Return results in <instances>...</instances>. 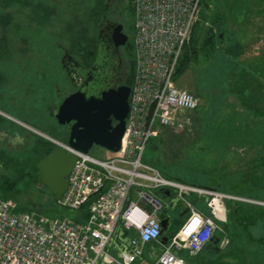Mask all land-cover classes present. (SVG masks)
<instances>
[{
  "label": "built area",
  "instance_id": "built-area-1",
  "mask_svg": "<svg viewBox=\"0 0 264 264\" xmlns=\"http://www.w3.org/2000/svg\"><path fill=\"white\" fill-rule=\"evenodd\" d=\"M201 3L133 1L135 77L120 150L98 158L66 145L77 158L57 203L78 220L19 212L14 200L0 198V264H189L179 252L200 253L227 219L226 200H244L170 178L144 161L162 127L182 130L199 106V98L174 77ZM188 193L206 196L209 214L196 210ZM167 199L186 204L190 215L154 256L146 249L161 238ZM227 243L223 238L222 246Z\"/></svg>",
  "mask_w": 264,
  "mask_h": 264
},
{
  "label": "rangeland",
  "instance_id": "rangeland-1",
  "mask_svg": "<svg viewBox=\"0 0 264 264\" xmlns=\"http://www.w3.org/2000/svg\"><path fill=\"white\" fill-rule=\"evenodd\" d=\"M2 1L0 44L13 46L26 40L32 41L34 46L54 43L53 47H49L50 73L54 67L51 58L57 52L55 43L59 40L68 41L71 37L74 43L70 42L78 53L90 47L86 38L92 42L94 40V44L97 41L101 24L95 17L103 19L93 14L97 0ZM205 5L201 6L197 24L203 31L213 27L216 33L220 32L223 41L215 40L216 49L213 53L199 46L198 60L193 61L178 76L177 86L194 93L199 98V106L187 114L188 123L182 130L162 127L158 137L150 141L156 147L154 149L151 145L149 159L157 160L160 171L170 178L202 181L211 187L218 184L222 189L238 191L247 197L257 196L258 200L264 201V103L260 104V112H257L244 99L249 91L247 86L258 88L260 85L254 83L253 78L261 75L260 67L264 66V0H206ZM122 21L130 40H133L134 15L127 8L123 10ZM236 44L241 45V51ZM3 57L11 58V55ZM126 58L129 66H132L128 48ZM244 86L246 89H241ZM51 90L55 93L54 88ZM256 113L263 114V117H257ZM0 117V131L20 132L15 129L19 127L31 135L25 141L26 150L19 147L18 151H13L6 144V139L0 140V195L27 207L31 213L40 211L44 213L41 215L49 217L77 216L65 208L59 209L61 214L55 213L51 190L42 185L39 178L33 177L30 169L14 165L15 161H25V157L23 159L21 156L39 145L40 141L36 137L45 138L41 132L66 144L51 114L49 126L20 122L25 126L22 127L14 122L9 124L8 120ZM45 140L55 145L51 140ZM48 150L49 147H46L41 153ZM89 154L98 158L113 155L99 145H95ZM239 197L244 199L240 201L251 202L247 197ZM253 231L257 235L261 234L259 228ZM220 235L228 239V243L223 246L227 247L228 234L222 229Z\"/></svg>",
  "mask_w": 264,
  "mask_h": 264
},
{
  "label": "flooded vegetation",
  "instance_id": "flooded-vegetation-1",
  "mask_svg": "<svg viewBox=\"0 0 264 264\" xmlns=\"http://www.w3.org/2000/svg\"><path fill=\"white\" fill-rule=\"evenodd\" d=\"M110 9L109 16L100 21L101 27L95 44L94 40L92 42L86 38L89 48H84L78 53L74 50L71 37L68 41L61 39L62 41L55 43L57 52L53 53L51 58L54 62L51 73L49 47H53L54 43H41L39 46H34L33 42L28 40L14 43L13 46L1 43L0 112H11L23 123L37 126L40 123L49 126L50 113L60 135L67 143L74 120L60 123L55 116V112L60 110L66 98L81 86L86 100L102 99L104 92L128 85V80L133 74V67L129 66L126 58L130 38L124 46L116 45L113 38V33L120 24L123 25V32L127 34L122 21L123 5L113 0ZM6 54H10L11 58L3 57ZM51 88L55 89V93ZM15 129L20 132L0 131V140L6 139V144L11 146L13 151H18L19 147L26 150L25 141L30 138V133L22 131L19 127ZM50 151L51 149L44 157ZM175 213L174 222L177 223L185 216L186 210L179 206Z\"/></svg>",
  "mask_w": 264,
  "mask_h": 264
},
{
  "label": "trees",
  "instance_id": "trees-1",
  "mask_svg": "<svg viewBox=\"0 0 264 264\" xmlns=\"http://www.w3.org/2000/svg\"><path fill=\"white\" fill-rule=\"evenodd\" d=\"M7 2L9 0H6ZM98 2H95V8L93 9V14L95 16H101L103 19H99L95 17L99 21H103L104 18L109 16L110 14V5L113 0H97ZM123 5V10L128 9L132 15H134V5L133 2L128 0H116ZM2 2H5L4 0ZM206 0H202L201 6H206ZM126 7V8H125ZM208 7V5H207ZM201 12V11H200ZM98 22V21H96ZM202 27H199V25L196 23L193 27L192 35L190 38V42L184 47V51L179 59V63L177 66V70L175 73V81L177 80L178 76H180L182 73L186 71L187 68H189L190 64L193 61H197L200 57V47L202 46V50L206 49L209 53H213L216 49V45L214 44L215 40L223 41L220 32L216 33L214 31L213 27L207 28L205 31L201 30ZM215 45V46H214ZM236 47L240 49L241 45L236 44ZM199 48V49H198ZM235 46L233 47V49ZM128 50L130 59L132 60V67H133V74L128 80V85L133 86L134 83V77H135V51H134V44L133 40L129 39L128 42ZM241 51V49H240ZM243 52V50H242ZM207 54V53H206ZM261 75L257 77H261L260 79L253 78L254 83L260 84L263 86V88L260 89V85L258 88L256 87H248L249 89L247 95H245V101L246 104L251 107V109L255 108L260 112V104L264 103V66H261ZM249 73H246L245 75H248ZM255 77V76H254ZM260 80L261 82H259ZM246 86L242 87L241 89H246ZM250 110V109H249ZM263 111V110H262ZM257 114V113H256ZM263 117L262 115L257 114V117ZM38 136V135H37ZM158 137V136H157ZM156 137V138H157ZM36 140H39L38 146H36L30 153H27L21 157H25V161L21 163V161H15L14 165H17L20 168L23 169H30L32 172L33 177L39 178V170H38V163L39 159L44 157V155L52 148L53 144L45 140L43 137H36ZM151 141V140H150ZM150 144V145H149ZM145 155H144V161L155 166L159 170H161L158 166L159 162L157 160L151 161L149 159V151L151 150V145L155 149V145H153L152 142H149ZM241 144V143H240ZM246 144V143H244ZM242 145V144H241ZM46 147H49V150L46 153L43 152V149H46ZM17 158L21 159V157L16 156ZM9 162V161H7ZM164 175L170 177L167 175L164 171H161ZM39 181V179H38ZM180 181L187 182L188 184H194L196 182L194 181H185L184 179H180ZM194 182V183H193ZM205 183V182H202ZM207 184V183H205ZM209 186V184H207ZM215 189L236 195L241 197H247L241 195L242 193H239L238 191H230L226 189H222L217 186L213 185ZM160 194V192H158ZM157 193V194H158ZM53 195V194H52ZM0 198H8L0 195ZM251 202L248 201H240V200H234V199H227L226 200V206H227V221L219 223L220 227L225 230V232L228 234L229 237V245L227 247L221 246V241L224 238L222 235H220V231L217 230L215 232V236L220 238V241L216 243L212 239L210 240L201 250L200 253H198L195 256H190L191 261H187L189 264H264V204L254 202H264L261 199H257L258 197L253 195H248L247 197ZM262 198V197H260ZM261 200V201H260ZM195 201H200V199H195ZM204 203V202H203ZM17 211L19 212H28L27 207L17 204ZM203 206H206L204 203ZM54 209L55 213H62L61 210L63 207H60V205L55 201L54 203ZM68 210V209H65ZM70 211V210H68ZM73 212V211H70ZM37 213H41L38 211ZM75 213V212H73ZM46 214V213H45ZM77 214V213H76ZM60 216V215H59ZM64 216V215H63ZM168 211L165 210L164 212H161L160 217L164 218L167 217ZM78 220V218L75 216H71ZM172 219V215H171ZM254 228H259L261 231V234L258 235L255 234L253 231ZM170 230V231H169ZM166 232L161 233V238L163 240L164 236L168 237V243L172 240V238L175 236L178 230L171 232V229H169ZM160 238V241H161ZM188 256V252L186 253Z\"/></svg>",
  "mask_w": 264,
  "mask_h": 264
},
{
  "label": "water",
  "instance_id": "water-1",
  "mask_svg": "<svg viewBox=\"0 0 264 264\" xmlns=\"http://www.w3.org/2000/svg\"><path fill=\"white\" fill-rule=\"evenodd\" d=\"M128 1L133 2L134 0ZM113 38L116 45H126L129 37L123 32V25L120 24L115 29ZM130 94L131 86L123 85L104 92L102 99L86 100L79 86L74 94L66 98L60 110L55 112L60 123L74 120L66 144L41 133L55 145L38 163L39 182L51 190L56 202L62 199L68 188L67 177L77 158L73 152L66 149L65 145L83 153H89L95 145L102 146L111 152L119 151L125 135L126 119L130 109ZM171 221L170 216L160 219L162 232L169 230ZM219 240L220 238L215 236V242L218 243ZM167 243L168 237L164 236L163 244Z\"/></svg>",
  "mask_w": 264,
  "mask_h": 264
},
{
  "label": "crops",
  "instance_id": "crops-1",
  "mask_svg": "<svg viewBox=\"0 0 264 264\" xmlns=\"http://www.w3.org/2000/svg\"><path fill=\"white\" fill-rule=\"evenodd\" d=\"M0 115L2 117H4L6 120H8L9 122H14V123L18 124L19 126L21 125L20 122H22V121L19 118H17L16 115H14V114H11L9 112L3 111V112H0ZM193 185L204 187V188H210L211 187V186H208L205 183H202V181L201 182H196ZM211 188H213V187H211ZM161 193L162 192H160V194ZM166 193H168V192H166ZM187 198H188V201L191 202V204L195 207L196 210H198V211H200V212H202L204 214H209V208H208V205H207V200H206L207 197L206 196H203V195H200V194H197V193H188ZM195 199H200V201H195ZM203 202L206 204V206L202 207V205H204ZM167 203H166V206H165V208L163 209L162 212L167 210L168 211V215L170 217L172 215V221H171L172 224H171L169 229H171V232L176 231V230L179 231L180 228L183 226V224L187 221V219H188V217L190 215L189 207L187 209L186 204H184L181 201H177V200H173L172 201L170 199H167ZM179 206H182L186 210V214H185L184 217L181 218V220L179 222L176 223V222H174V215L176 214L175 210ZM213 239H215V237ZM165 245L163 244V240L161 238V241L159 239L158 241H155V242L149 244L147 249H146V251H150L151 250V254H153L154 256H157V255H159L162 252V250H163ZM221 246H222V244H221ZM187 252H188L187 250H183V251L179 252V254H181L187 261H189V260L191 261L190 256H192V255L189 256L190 253L188 252V256H187V254H186ZM146 256H148V258H150L149 254H147Z\"/></svg>",
  "mask_w": 264,
  "mask_h": 264
}]
</instances>
